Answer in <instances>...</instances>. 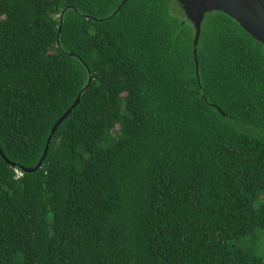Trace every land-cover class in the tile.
<instances>
[{
	"label": "trees",
	"instance_id": "trees-1",
	"mask_svg": "<svg viewBox=\"0 0 264 264\" xmlns=\"http://www.w3.org/2000/svg\"><path fill=\"white\" fill-rule=\"evenodd\" d=\"M123 1L0 0V264H264V45Z\"/></svg>",
	"mask_w": 264,
	"mask_h": 264
},
{
	"label": "water",
	"instance_id": "water-1",
	"mask_svg": "<svg viewBox=\"0 0 264 264\" xmlns=\"http://www.w3.org/2000/svg\"><path fill=\"white\" fill-rule=\"evenodd\" d=\"M126 0L122 2L125 3ZM176 10L182 18V24L189 22L194 28L192 43L193 59L196 62L197 45L201 34L202 21L205 16L213 11L222 12L235 20L253 39L264 45V0H173ZM63 13L60 14V23ZM60 24L58 32L60 33ZM197 64V62H196ZM80 101V95L74 104L54 124L46 141L43 155L36 167L24 169L25 172H33L41 168L47 155L52 135L59 124L71 113ZM0 155L3 154L0 150Z\"/></svg>",
	"mask_w": 264,
	"mask_h": 264
},
{
	"label": "rangeland",
	"instance_id": "rangeland-1",
	"mask_svg": "<svg viewBox=\"0 0 264 264\" xmlns=\"http://www.w3.org/2000/svg\"><path fill=\"white\" fill-rule=\"evenodd\" d=\"M202 29V27H201ZM258 239H257V245H256V248H257V252H258V256L260 257H263V250H264V241L261 239V235H258L257 236Z\"/></svg>",
	"mask_w": 264,
	"mask_h": 264
},
{
	"label": "built area",
	"instance_id": "built-area-1",
	"mask_svg": "<svg viewBox=\"0 0 264 264\" xmlns=\"http://www.w3.org/2000/svg\"><path fill=\"white\" fill-rule=\"evenodd\" d=\"M15 173H16V175H18V176L20 175V173H19V172H17V171H15Z\"/></svg>",
	"mask_w": 264,
	"mask_h": 264
}]
</instances>
